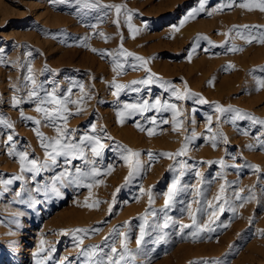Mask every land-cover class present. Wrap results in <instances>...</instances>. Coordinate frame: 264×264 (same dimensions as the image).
Instances as JSON below:
<instances>
[{
  "label": "rangeland",
  "instance_id": "rangeland-1",
  "mask_svg": "<svg viewBox=\"0 0 264 264\" xmlns=\"http://www.w3.org/2000/svg\"><path fill=\"white\" fill-rule=\"evenodd\" d=\"M224 2L100 0L102 5L120 4L131 10V24L139 29L133 38L124 9L117 24L114 9L88 8L73 4L71 0H0V60L4 61L0 62V113L6 114V118L14 123L16 150H27L30 157L43 161L48 153L41 146L37 130L48 137L57 136L55 128L44 122L42 114L36 111L35 103L27 102V93L33 85L25 77L29 75L28 67H31L37 85L43 84L49 91L55 89L58 96L67 95L66 90L72 88L73 100L85 94L90 97L81 104L84 109L81 114L68 118L67 126L75 130L74 139L78 141L82 134L88 132L89 125L95 123L97 134L109 146L96 166L102 171L112 168L111 172L96 178L99 183H94L91 178L81 179L79 186L68 178L62 183L57 182L59 195L30 192L22 200L18 199L15 193L22 184H26L28 189L34 187L30 173H24L25 180L14 181L7 189L0 184V264H37V261L42 264H60V261L64 264H94L96 260L111 255V247L120 251L125 244L134 257L131 264H264V235L261 234L264 230V149L247 147L257 144L259 126H250L248 120L238 122L241 128L249 129L250 134L245 135L238 131V125L223 120L218 122L219 113L214 111L213 103L194 105L191 100L174 99L168 102L177 103L181 111L179 131L174 130L176 118L168 112L163 116L169 123H158L155 127L146 125L139 116L135 120L126 119L121 124L118 119L120 104L144 98L151 102L158 96L164 102L170 94L161 96L162 89L154 85L149 96L147 88L141 86L139 92H122L118 102L113 94L114 88L110 86L112 82L131 84L144 78L146 69H126L118 74L113 60L91 51V48H96L111 50L115 54L122 42L128 51L148 59L152 72L165 81L173 82L181 90L187 86L209 102L232 105L264 119V88H259L264 71H252L264 68V54L262 60L251 61L253 56L260 54L259 48H263L264 53V43L257 42V39L247 42L251 37L264 35V12L239 6L254 0H236L233 7L218 10ZM201 3L205 10L181 26L184 17L192 9H199ZM245 25L262 26V29L246 31L243 35L230 32L234 26ZM174 26L179 27V31H174ZM99 32H103L107 39L93 35ZM86 35L87 46H81L72 39ZM201 35L223 46L213 47L206 40L195 39ZM226 40H230L229 45H225ZM196 45L198 47L189 60L188 54ZM231 45L242 50L226 51ZM205 48L209 50L204 51ZM229 63L234 67L227 69ZM81 83L83 92L72 87ZM14 96L25 101L18 108L12 106ZM193 107L197 108L194 113ZM69 108L75 112L76 106L70 104ZM21 112L41 119V124L23 119ZM153 115V111L147 113L148 117ZM208 116H212V133L226 134L227 144L218 137V146H212L211 134L206 131ZM136 121H140L142 126L153 127L157 134L149 136L147 131L136 127ZM7 131L0 128V179L3 180L21 174L20 161L7 154ZM193 131L197 138L191 141L185 156L152 159L148 155L149 151L175 153ZM105 136L114 140L103 139ZM121 144L140 152L144 163L142 172L128 183L125 178L130 169L117 150ZM87 155L91 159V154ZM221 159L226 165L238 167L201 163ZM247 163L258 165L259 171L245 167ZM64 167L61 158L54 169L42 172L37 180L51 187L53 177ZM71 167L73 170L80 167L90 171L92 165L77 159ZM177 179L184 190L177 195L174 206L167 213H162L159 209L164 206L165 193ZM87 183H94V186L91 189L84 187ZM221 184H226L223 195L237 207V214L225 212L220 215L219 222L227 227H217L215 232L192 238L190 233L194 229L179 228L180 222L192 223L186 209L191 205L195 211L204 200L215 203ZM140 188L145 190L144 193H140ZM240 189L244 190L243 196H248L250 190L254 195L243 207L234 199V193ZM149 190L154 197L151 207L157 210L155 216L149 210ZM29 196L41 203L22 202L29 200ZM96 200L104 202L98 207L85 206L86 201L91 205ZM166 217L174 222H170L168 228L163 227ZM206 218L198 216L200 222ZM125 222H128L126 226ZM142 226L146 235L138 246L136 241ZM117 227L118 233H113L105 242V237ZM78 228H99L100 231L88 234L72 231ZM81 236L83 244L77 246ZM41 240L46 241V251L36 255L41 248ZM20 245L26 248L23 258ZM52 248L55 251L49 252ZM82 249L90 255H81ZM92 252L96 255L92 256Z\"/></svg>",
  "mask_w": 264,
  "mask_h": 264
},
{
  "label": "snow or ice",
  "instance_id": "snow-or-ice-1",
  "mask_svg": "<svg viewBox=\"0 0 264 264\" xmlns=\"http://www.w3.org/2000/svg\"><path fill=\"white\" fill-rule=\"evenodd\" d=\"M236 0H225L224 3H222L219 6L218 10H223L225 7L231 8L235 5ZM71 3L76 5H83L88 8H99L103 7L108 9L109 11L115 10L117 15V20L115 23L119 24V16L121 14V10L124 9L126 14V21L128 22L129 28L132 30L133 38L135 37L136 33L139 31L137 28H133L131 24L132 19V12L130 9H127L125 5L120 4H109V5H102L100 3V0H71ZM240 7L246 8L248 10L253 9H259L260 11L264 12V0H254V2H247V3H240ZM204 5L201 3L199 9H192L181 21V26L189 20L194 19L199 12H203ZM208 15H212V12H208ZM91 27H95V25H91ZM257 30L260 31L262 29V26H234L231 31H235L237 35H243L244 32H250L251 30ZM174 31H179V27L174 26ZM66 34V30H65ZM93 35H99L101 37H105V34L103 32L99 33H93ZM107 39V37H105ZM74 42H79L81 46H87L86 41L88 39L87 35L85 37H73L72 38ZM196 40H206L208 41L213 47H221L223 45H216L213 42L210 41V38L206 36H198L195 38ZM253 39H257V42L264 43V35H261L259 38L257 37H251L247 40L248 43H252ZM225 45L230 44V40H226ZM196 47L198 45L194 46L191 51L188 54V59L191 60L192 53L196 51ZM209 49L205 48L204 51H208ZM242 48L231 45L229 46L226 51L228 52H236L241 51ZM91 51L94 53L100 54L102 57H107L111 60H113V63L115 65L114 70L117 71L118 74L124 72L126 69L130 70H139V69H146L147 75L144 78H141L139 80H134L131 82V84H123L118 83L115 80L110 85L114 88L113 94L117 97V100L119 102V97L122 92L125 91H131V92H139L142 90V87L147 88L149 96L151 95V87L152 86H158L162 89L161 96L164 93H169L167 99H165L164 102L161 101L160 96L154 98L151 102L148 98H144L137 102H128V103H122L119 106L118 109V119L119 123L123 124L126 119H133L137 116L141 117L145 120L146 125H151L155 127L158 123L159 124H166L169 123V121L164 118L163 113L168 112L173 115L174 123L176 127L174 130L179 131V128L182 126V119L181 117V111L177 107V103L168 102L169 100H176V101H186L191 100L194 105L196 104H209L213 103L214 111L216 113H219L217 116V121H225L230 122L233 125H238V122L248 120L250 122V126H259V131H257L256 134V140L257 144H249L247 147L252 148H261L264 149V119L257 118L254 114L247 112L246 110L234 107L232 105L224 106L220 104L219 102H209L206 98L202 96V94H198L195 92H192L190 88L185 86L183 90L178 88L173 82L171 81H165L162 77L158 76L156 73L152 72L151 68L148 67V59L136 55L135 53H132L125 49L123 47V43L119 45V48L115 54L111 50H99L96 48H91ZM31 55V53H29ZM131 58V59H130ZM0 62H4L3 60H0ZM138 62V63H137ZM234 67L231 63L227 66V69H231ZM226 69V70H227ZM257 70L264 71V68L262 69H253L252 71L255 72ZM29 75L25 77L26 81L31 83L33 85L32 89L27 93V102H34L36 111L42 114V119L44 122H46L49 126L54 127L57 136L56 137H48L46 136L42 131L37 130V136L40 138L41 146L45 149V151L48 153L47 157L41 161L37 158L30 157L29 152L27 150L23 151H17L16 150V139L14 135V123L6 118V114L0 113V128L8 130L6 133V143L8 145L7 154L10 156H13L14 158L18 159L20 161L21 165V174L20 175H13L11 179H0V184H3L5 186V189H7L9 186H11L14 181H23L25 180L24 173H30L31 179L34 182V187L31 189H28L26 187V184H22L20 188L16 191L15 196L18 199L23 198L24 195L34 192L37 194H55L59 195V190L56 188L57 182H63L65 178H68L70 182L76 183L79 186V182L83 178H91L94 183H99L100 181H97L96 178L101 175H106L108 172L112 171L111 167L107 168V171H102L101 168L97 167V162L100 158H102L103 153L105 150L109 149V146L106 145L104 142H102V136L100 134H97V126L95 123H92L89 125L88 132L81 135L79 140L74 139V132L75 130L69 129L67 126L68 118L72 115L81 114L84 110L81 107V104L83 103L85 98L87 97V94L85 96H82L78 99L73 100L72 99V88H68L67 95L58 96L55 92V89L52 91L47 90L43 84L37 85L35 76L31 73L33 72V69L31 67H28L27 69ZM210 83H212L210 81ZM186 85V82H185ZM72 87L79 88L81 92H83L84 85L81 84H74ZM259 88H264V79H261L259 81ZM41 92L44 94L41 95ZM22 101L21 98L13 97L12 98V106L13 107H19L21 105ZM75 105L76 109L75 112L71 111L69 108V105ZM149 111H153L154 115L151 117L147 116V113ZM193 113L197 111L196 107H193L192 109ZM21 117L27 121L34 122L36 125L41 124V119H37L35 117L31 116H25L23 112H21ZM208 122V128L206 131L210 133V142L212 143V146L215 148L218 146L219 139H222L225 144H227V136L226 134H223L222 132L212 133V116L207 117ZM136 127L139 128L141 131H147L148 135H155L156 132L153 131V127H147L142 126L140 121H136ZM238 131H242L243 134L247 135L250 134L248 128H241L238 125ZM196 134L193 131L192 135L190 137L185 138V144L181 147L180 150L173 152H163V153H153L151 151L148 152V155L152 159H158L160 157H183L186 155L187 150L189 148V145L192 140L196 139ZM204 138V137H200ZM103 139H113L111 137H103ZM87 150V151H86ZM117 150L121 153V159L127 164L130 171L128 173V176L125 178L126 183L130 182L131 179H133L135 176L140 174L143 170L144 163L140 159L141 153L138 151H134L131 148H128L126 145H118ZM87 153L91 154V159H89ZM63 158L65 167L61 169L58 173L55 174L53 177V184L51 187H49L46 184H41L37 177L41 175L42 172L54 169L60 159ZM82 160L84 163L91 164V170L90 171H84L80 167H76L74 170L72 169V163L74 160ZM180 163V161H178ZM201 163H207L208 165L212 164H218L221 167H238L236 165H226L224 160H218V161H201ZM245 167H248L254 171H259L258 165H251L250 163H247L244 165ZM149 167H151V164L149 163ZM184 167H187V165H184ZM171 170V169H170ZM197 176L200 175L199 172L196 173ZM94 183H87L84 184V187H87L91 189L94 186ZM226 189V184H221L220 186V194H218L214 199L215 203L211 200H204L203 202L199 203V206L195 211L191 209V205L186 209L188 215L192 219L191 224H184L182 222L179 223V228L181 230L183 229H194L190 233L192 238H200L201 236L205 234H210L212 232L216 231L217 227H227L228 225H223L219 222L220 215H223L225 212H231L234 215L237 214V207L232 206V204L229 202L227 197L223 195ZM119 188L117 189V192H119ZM184 190V186L180 184V180H174L171 184V186L167 189V192L165 193V203L163 208L159 209L162 213H167L175 204L176 197L179 194V192ZM140 193H144V189H139ZM243 189H240L239 192L234 193V199L235 201H239L240 207H243V204L251 199L254 198V195L252 193V190H250L248 196H243ZM115 195V194H114ZM149 195V210L151 211L152 215L155 216L156 209H153L151 205L154 203V197L151 194V191L148 192ZM25 203L31 202V203H41L40 200L33 199L31 196H29V200L22 201ZM104 201L96 200L94 204L89 205L87 201L85 202L86 207H98L99 204L103 203ZM227 205V207H226ZM112 208L109 207V213L111 214ZM147 215V213H146ZM198 216H206V220L203 222H200L198 220ZM171 221L170 217H166L163 223L164 228H168ZM128 222H125V226ZM251 223V219H250ZM145 224H147V220L145 219ZM63 232H67L68 230H62ZM76 234H88V233H98L100 231L99 228H93V229H85V228H78L72 230ZM113 233H118V227L114 228L112 230V233L109 234L108 237H105V242L109 240V238L113 235ZM261 234L264 235V230H261ZM119 235H125L124 233H119ZM146 232L145 228L142 226L139 230V238L137 239L136 243L138 246H140L145 238ZM46 241L41 240V248L39 249V252L36 253V255H39L41 252H45L46 249L44 248ZM83 244V236L78 240L77 246H80ZM93 248H98L99 246H92ZM49 252H54L55 249H49ZM111 255H107L106 258L96 260L94 264H131V261L134 260V257L131 254V250L127 247V244L124 245L123 249L118 251L116 247L110 248ZM81 255L89 256L90 253L86 250L81 251ZM92 256H95L96 253L92 252ZM37 264H42L41 261H37ZM60 264H64L63 261H60Z\"/></svg>",
  "mask_w": 264,
  "mask_h": 264
},
{
  "label": "bare ground",
  "instance_id": "bare-ground-1",
  "mask_svg": "<svg viewBox=\"0 0 264 264\" xmlns=\"http://www.w3.org/2000/svg\"><path fill=\"white\" fill-rule=\"evenodd\" d=\"M258 51L260 52V54L258 55V54H256L255 56H253L252 57V60L251 61H260V60H262L263 58H262V55L264 54L263 53V48H259L258 49ZM249 52V51H248ZM38 243V242H37ZM25 244V243H24ZM21 246V245H20ZM19 246V247H20ZM37 246V245H36ZM30 247V246H29ZM35 248V247H34ZM33 248V249H34ZM29 249V248H28ZM33 251V250H32ZM35 251H37V250H35ZM24 253H26V248L24 247V246H21V258H23L24 257ZM32 256V255H31ZM33 258V257H32ZM20 259V258H19ZM33 260V259H32ZM32 263H33V261H32Z\"/></svg>",
  "mask_w": 264,
  "mask_h": 264
}]
</instances>
